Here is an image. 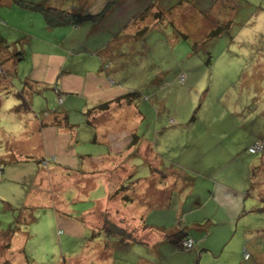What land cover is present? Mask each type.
Returning <instances> with one entry per match:
<instances>
[{
  "label": "rangeland",
  "instance_id": "obj_1",
  "mask_svg": "<svg viewBox=\"0 0 264 264\" xmlns=\"http://www.w3.org/2000/svg\"><path fill=\"white\" fill-rule=\"evenodd\" d=\"M52 2L64 11H69L67 5L82 4L80 0ZM153 2L166 5L171 11L165 7L154 9L142 19L151 25L157 18L156 25L142 26V32L139 30L133 36L126 23L133 30L139 29L136 25L140 21L134 17L137 10L134 0L119 4L121 8L117 12L118 5L108 10L109 21L106 22L111 24L110 36L122 29L128 34L124 48L127 53L124 51L116 58L120 59V87L126 86L135 92L129 95L132 104H128L119 116L121 124L125 131L131 132L128 134L131 137L136 134L153 143L158 160H163L157 164L151 166L148 161L140 162L138 156L126 152L129 159L112 156L115 158L108 162L112 166L108 167L110 172L92 171L101 169L106 161L97 155L102 152L114 154L116 140L110 144L75 140L69 146L68 155L73 156L74 150L80 156L72 162L95 174L87 180L73 167L63 169L58 151L46 147L36 132L26 131L29 121L34 123L35 119L54 114L50 110L61 106L62 100L57 96L49 102L45 98L49 92H45L32 105L26 96L31 103L30 110L18 112L16 108L21 105L18 95L24 90L23 81L10 71L11 81L7 87L6 67L0 65V166L4 169V180H0V264H158L149 249L152 241L149 233L144 237L141 229L132 231L130 235L135 239L141 237L146 243L127 247L102 229L106 217L123 227L126 223L121 222L122 214L130 216L134 211L125 204L128 203L125 197L119 198L123 195L134 199L142 188V184L136 182L137 172L131 174L129 171L135 164H141L147 170L140 176L149 175L154 168L166 174L189 167L186 171L190 181H196L195 192L198 190L206 209L210 210L215 203L214 199L207 200L212 197V179L230 187L233 182L244 181L245 175L249 179L244 164L246 157L243 156L259 160L252 167L253 183L239 188L248 197L247 208L253 211L242 218L240 226L238 224V233L227 244L224 256L208 260L206 255L202 261L196 258L197 262L195 259L190 264H264V0ZM25 5L24 1L16 0L8 6L0 0V39L5 35L13 36L12 40L18 39V51H22L26 39L28 48L30 36L27 31L39 32L38 23L45 26L44 8ZM85 22L95 23L85 20L82 24ZM218 25L220 33L210 35ZM57 27L67 36L77 30ZM160 73L165 74L161 80L157 77ZM161 81H167V84ZM68 101L71 104L79 102ZM131 106L140 109L142 115L138 116L129 108ZM113 112L107 121H111ZM122 133L118 129L112 138ZM257 144L263 146L259 152L248 149L252 146L257 151ZM147 147L148 153L150 147ZM87 152L95 158L86 159L83 155ZM226 168L233 177L222 171ZM100 172L110 176L112 187L121 181L127 185L115 196L117 198H111L110 208L105 203L104 180L97 175ZM156 177L157 181L161 180ZM192 190L194 187L190 183L177 185L167 210L175 211L180 191L189 193ZM153 191L152 187L150 194ZM108 196L112 194L108 193ZM257 196L263 201L254 202L259 201ZM191 198L184 197V202L188 205ZM163 212L155 210L147 223L155 214L168 219ZM203 212H198L200 217ZM216 213L218 217L222 216L221 212ZM243 222L248 223L253 232H249L247 248L243 246L242 255H239L231 251L237 237L245 234L241 229ZM79 223L84 234L75 237L72 233ZM132 223L130 229L135 226ZM208 243L215 245L211 241ZM246 249L251 254L249 258H245ZM232 256L237 261H228Z\"/></svg>",
  "mask_w": 264,
  "mask_h": 264
},
{
  "label": "crops",
  "instance_id": "obj_2",
  "mask_svg": "<svg viewBox=\"0 0 264 264\" xmlns=\"http://www.w3.org/2000/svg\"><path fill=\"white\" fill-rule=\"evenodd\" d=\"M14 1L16 2V0H1L2 3L8 6L13 5ZM20 1H24V4L34 8H39L43 5L59 8V5L53 3L52 0ZM80 1L82 2L80 5L76 3L75 5H67V7H69V11H76L71 13H80L84 17L101 12L108 4V0ZM134 2L137 6L135 13H138L143 9V0H134ZM60 5L64 6L66 4ZM146 5V10L152 9V5L150 8L148 4ZM140 7L142 8L140 9ZM120 8L118 6L116 12ZM154 9L159 10L158 7ZM154 9L151 13L154 12ZM168 9L170 8L167 7ZM168 11L170 12L171 9ZM107 16L109 15L107 14ZM107 16L101 22L96 20L93 21L95 23L85 22L82 24L81 22V25L65 26L77 29L76 32L69 36L60 32L58 27L50 28L43 17L45 26L42 27L38 23L39 32L27 31V34L30 36L29 45L27 48L26 39L22 45L21 57L18 56V39L12 40L13 36L5 35L4 33L5 37H1V40H6L8 46L0 49V65L2 68L6 67V69L4 68V75L8 76L7 87L10 86L11 81L10 71H13L23 81V91L29 97L32 105H35L37 99L42 95L41 93L46 94L45 92H49L48 96H45L49 102L53 97L59 96V94L64 98L60 110L47 118L35 119L34 123L29 121L26 131L28 132L29 129V131L36 132L35 134H37L46 147H52L58 151L59 159L62 162L60 165H64L63 169L73 167L76 172L82 174L87 180H89L90 175L95 173L87 171L84 167L78 168L72 162V159H77L80 156L74 150L73 156L68 155L70 153L68 150L69 146L73 145V141L75 140L84 143L93 141L106 144H110V142L116 140L113 144V155L111 152H102L97 155L106 161L101 169L92 170L96 172L102 170L105 173L110 172L111 169H108L110 165L108 162H111V159L115 158L112 156H121L124 159H129V155L125 154L126 152L129 154L133 153V156H138L140 162L141 160L148 161L151 166L157 164L159 161H163L158 160L159 157L154 151L153 143L150 140L142 139L137 135L134 136V134L131 137L128 135L131 132L125 131L121 124L119 116L128 107V104H132L131 100L124 98V95L129 92H135V90L131 91L126 86H123L124 88L120 87L122 76L119 65L120 59L116 58L120 53H125V41L128 34L126 30L123 31L122 29L120 33L110 36L108 30L111 24L106 22L108 20ZM126 26H129L128 23H126ZM129 29L130 35L136 31L131 26H129ZM10 41L13 44H10ZM164 76V73H160L157 77L161 80ZM161 83H165L164 85H166L167 81H161ZM118 98H121L120 101H117ZM69 99L79 102L71 104L68 101ZM106 101H112L109 110L96 108ZM129 108L133 109L138 116L142 115L139 112V108V111L133 108V106ZM114 110L116 112H113ZM59 111L61 112L59 113ZM111 112L114 113L112 114V119L111 121H107L108 115ZM75 113H78V115ZM116 117H118V120L115 119ZM56 119L61 123L58 124ZM116 121L117 124L115 123ZM97 122L103 123L98 124ZM118 129H121L124 133L112 138ZM55 145L58 146V149ZM147 145L150 147V152L148 153ZM83 156L89 160L95 158L88 152L84 153ZM244 157H246L244 164H246L249 179L247 180L245 175L244 181H232L234 183L233 187L226 186L221 181L212 179L214 185L210 193L212 197H209L207 200L214 199L215 203L210 210L206 209V205L199 196L198 190L197 193L195 192L194 184H196V181H190V177L186 171L187 169L190 170L189 167L187 169L179 168L177 169V173L173 171L166 174L160 172L158 168H154L155 170L153 169L149 175L140 176V173L147 170L141 164H135V168L129 171L131 174L137 172L138 179L136 182H140L139 184H142V188L139 189L140 192H136L134 199L131 196V200H133V213L131 212L130 216L122 214V217L127 219L131 217L129 219H133L136 224L146 222L150 226V229L143 230L142 234L148 235L149 233L152 239V241L149 240L151 245L149 249L152 256L157 259L158 264L164 262L166 264H190L196 258L202 261L206 255L208 260L214 256L220 258V256L225 255L227 244L232 242L238 233V224L240 226L242 218L250 211H253L247 208L250 202L248 197L239 188H246L248 184L251 185L253 183L252 167L259 160L258 158ZM228 170V168L222 169L226 175L233 177V174ZM105 173L100 172L97 175L101 176L104 180L106 190L105 203L109 206L112 196L109 197L108 193L114 194L124 183L121 181L120 184L116 183L112 187L110 183L111 178L108 174L105 175ZM156 176H159L161 180L157 181ZM189 183L194 187V190L189 193L180 191L175 211H168L167 209L170 207L172 197L174 196L173 189L177 188V185L180 187V185L185 186ZM152 187L154 191L150 194L149 190ZM184 197H192L188 205L184 202ZM119 198L121 200L124 196L122 195ZM256 198L259 201L255 200L254 202L263 201L262 197L257 196ZM155 210H164L163 215L168 219H164L161 214H155L152 220L147 223V220ZM200 210L204 211L201 215L202 217L198 214ZM165 211L170 214L167 215ZM216 211L221 212L222 216L218 217ZM219 220L221 221L220 226L217 227L216 225ZM81 225L79 223V226ZM81 227L74 234L83 235L84 229ZM233 228H235L234 231ZM241 229L244 230L245 234L244 236L239 235L237 237L231 251V253L239 255H242L243 246L247 248V243L250 240L248 239V235L253 232L251 226L246 222H243ZM179 230H185L189 236L195 238L197 243L193 250L184 251L175 248L169 235ZM209 241L215 245L209 244ZM199 252L200 254H198ZM232 260L237 261V258L232 256L228 259V261ZM149 262L153 263L151 260Z\"/></svg>",
  "mask_w": 264,
  "mask_h": 264
},
{
  "label": "trees",
  "instance_id": "obj_3",
  "mask_svg": "<svg viewBox=\"0 0 264 264\" xmlns=\"http://www.w3.org/2000/svg\"><path fill=\"white\" fill-rule=\"evenodd\" d=\"M125 0H108V4L106 5V7L101 11L99 12L98 15H89V16H82V15H79V14H75V13H71L69 11H64V10H61L59 8H54V7H46V6H41V8H44L42 9L43 13H44V18H45V21L46 23L48 24V26L50 28H53V27H57V26H75V25H78L80 24L81 22H83L84 20H90V21H96V20H99V19H104L107 15V12L108 10H110L111 8H113L114 6H119V4H122ZM154 0H143V9L138 12V13H135L134 12V17L135 18H138V20L140 22H138V24L136 25L137 27H139V29H136L135 33L132 34L131 36L135 35L139 30L140 32L141 29H142V26H146L147 28H149L150 26H153V25H156L154 22L156 21H153L152 24L150 25V23H145L144 21H146V19H142L143 17H146L148 16L150 13L155 7H158V8H167L166 5H163L162 3H154L153 2ZM169 2V1H167ZM150 6L152 5V9H147V5ZM140 7V9L142 8ZM156 14L158 15L159 17V14L160 12L157 11ZM131 26V25H129ZM220 25L216 26L213 30H212V33L211 34H219L220 31H219V27ZM126 40H127V37H126ZM3 47H8L7 46V43H6V40H1L0 39V49L3 48ZM22 51H18V56L21 57ZM59 91V90H58ZM130 93H133V92H129L127 94L124 95V98L128 99V100H131L132 98L129 96ZM19 97V100L21 101V105H19L16 110L19 112V111H29L30 110V101L27 100V97H26V94L24 93V91L22 90V92H20V94L18 95ZM123 97V96H122ZM58 98L61 101V104L63 103L64 101V98L62 95L59 94ZM121 98H118L117 101H120ZM112 102V101H111ZM110 101H106V102H103L101 103L100 105H98L96 108L100 109V110H109L110 109V104H111ZM62 106H59L57 109H54V110H50V113H55L57 112L58 110L61 109ZM49 110H47L45 113L47 114ZM53 111V112H51ZM61 111H59L60 113ZM45 114V115H46ZM38 117H39V114H38ZM66 120V119H65ZM69 120V118H68ZM56 122L59 124L61 123L59 120L56 119ZM134 136H136V134H134ZM260 139H258L257 141H259ZM256 142V141H255ZM252 146H249V150H251ZM252 152H259V151H252ZM0 170H1V174H0V180H4V169L2 166H0ZM3 174V175H2ZM127 185H124L122 184L118 190L112 194V198H115V196L117 194H119L123 189L124 187H126ZM126 199V201L128 203H125V204H129L130 205V209L132 207V201L128 196H124ZM131 201V202H130ZM106 209V208H105ZM121 209L124 210V208H122V205H121ZM126 211V210H124ZM132 212V211H131ZM121 222H124L126 223V225H124L123 227L121 225H118L116 224V222L114 221L113 222V219L111 218H107L106 217V220H105V224L104 226L102 227L103 230H105L109 236H113L114 238H118L117 241H120V243L123 245V244H127L129 247L130 245L132 244H145L146 241H144L143 238L139 237L137 240L135 239V237H133L132 235L130 234H133V232H135L136 230H145V229H150V226H148L146 224V222H142L141 224H136L134 223V220L133 219H127V218H124L122 219ZM133 222L132 224H134L135 226L133 228L130 229V223ZM79 227L78 226V231H79ZM131 231H130V230ZM133 231V232H132ZM72 235H74L75 237H80L78 234H74L72 233ZM82 236V235H81ZM144 237H147L146 235H144ZM189 235L185 232V230H179L175 233H172L169 235V238L171 240V242L174 244L175 248L177 250H186V251H191L193 250L195 247H196V240L194 239V244H193V247L190 248V249H187L185 246H184V240L186 238H188ZM134 238V243L131 241V239ZM132 242V243H131ZM247 250V249H246ZM251 255V254H250ZM10 264H12L10 262Z\"/></svg>",
  "mask_w": 264,
  "mask_h": 264
},
{
  "label": "built area",
  "instance_id": "obj_4",
  "mask_svg": "<svg viewBox=\"0 0 264 264\" xmlns=\"http://www.w3.org/2000/svg\"><path fill=\"white\" fill-rule=\"evenodd\" d=\"M256 145V144H255ZM258 145V149L257 151L260 149V148H263V146H261L260 144H257ZM252 151H256V149L254 147L251 148ZM193 244H194V239L192 237H188L186 240H184V246L187 248V249H190L193 247ZM244 255H245V258H249L250 257V253L245 251L244 252Z\"/></svg>",
  "mask_w": 264,
  "mask_h": 264
},
{
  "label": "clouds",
  "instance_id": "obj_5",
  "mask_svg": "<svg viewBox=\"0 0 264 264\" xmlns=\"http://www.w3.org/2000/svg\"><path fill=\"white\" fill-rule=\"evenodd\" d=\"M245 251H247V252H248V250H244V252H245ZM249 253H250V252H249Z\"/></svg>",
  "mask_w": 264,
  "mask_h": 264
}]
</instances>
